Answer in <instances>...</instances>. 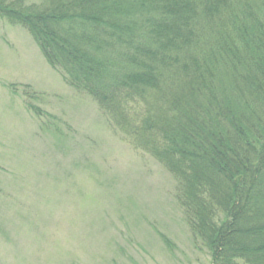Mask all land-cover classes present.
I'll use <instances>...</instances> for the list:
<instances>
[{
	"label": "trees",
	"instance_id": "1",
	"mask_svg": "<svg viewBox=\"0 0 264 264\" xmlns=\"http://www.w3.org/2000/svg\"><path fill=\"white\" fill-rule=\"evenodd\" d=\"M39 1L0 17L175 176L212 264H264V0Z\"/></svg>",
	"mask_w": 264,
	"mask_h": 264
},
{
	"label": "rangeland",
	"instance_id": "2",
	"mask_svg": "<svg viewBox=\"0 0 264 264\" xmlns=\"http://www.w3.org/2000/svg\"><path fill=\"white\" fill-rule=\"evenodd\" d=\"M139 147L0 17V264H212Z\"/></svg>",
	"mask_w": 264,
	"mask_h": 264
}]
</instances>
